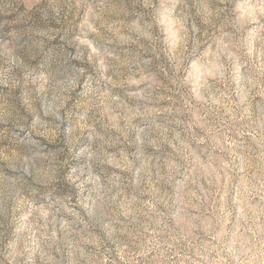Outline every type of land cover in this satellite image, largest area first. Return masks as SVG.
I'll return each mask as SVG.
<instances>
[{"label": "rangeland", "instance_id": "1", "mask_svg": "<svg viewBox=\"0 0 264 264\" xmlns=\"http://www.w3.org/2000/svg\"><path fill=\"white\" fill-rule=\"evenodd\" d=\"M0 264H264V0H0Z\"/></svg>", "mask_w": 264, "mask_h": 264}]
</instances>
